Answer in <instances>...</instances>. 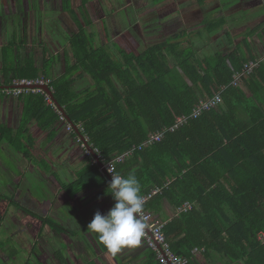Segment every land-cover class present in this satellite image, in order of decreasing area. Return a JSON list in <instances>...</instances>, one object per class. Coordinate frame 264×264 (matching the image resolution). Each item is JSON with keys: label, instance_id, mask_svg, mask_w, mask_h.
<instances>
[{"label": "trees", "instance_id": "16d2710c", "mask_svg": "<svg viewBox=\"0 0 264 264\" xmlns=\"http://www.w3.org/2000/svg\"><path fill=\"white\" fill-rule=\"evenodd\" d=\"M180 37L138 53L119 48L114 56L80 30L70 44L73 65L67 62L66 72L55 79L47 66L15 65L10 58L14 44L8 43L2 50L5 64L0 72L6 86L22 79L48 80L54 99L96 151L99 161L105 163L131 151L116 164L114 173L126 177L134 172L141 196L161 189L144 204L145 210L158 217L161 201L174 209L184 202L191 204L190 210L173 217L163 230L175 255L187 258L190 264L193 248H212L234 262L264 264V239H258L260 233L264 235V61L232 85L235 71L240 72L245 63L258 56L248 59L236 47L210 56L201 53L197 58L194 45L189 51L179 49L175 40ZM75 68L81 72L77 77L72 73ZM84 75L93 87L77 94L72 84ZM219 92L220 106L188 118L165 133L161 141L144 144L156 132L175 124L177 118L189 116L200 100ZM18 98L23 103V124L16 136L27 133V118L36 121L40 129L49 130L50 137L58 126L66 129L69 124L65 117L60 119L59 111L43 94ZM70 133L87 163L75 181L62 189L71 197L85 189L98 190V197H110V180L92 155H86L73 128ZM23 139L26 148L30 139ZM14 145L17 148L16 141ZM110 201L115 203L112 196ZM6 203L20 208L11 199ZM25 213L34 218L31 212ZM38 220L58 233H67L56 222ZM41 232L29 235L34 239L33 255L44 240ZM96 240L107 250L98 236ZM0 250L12 255L5 248ZM54 257L56 263L66 264L60 252ZM147 261L161 264L152 249Z\"/></svg>", "mask_w": 264, "mask_h": 264}, {"label": "crops", "instance_id": "0c3cea01", "mask_svg": "<svg viewBox=\"0 0 264 264\" xmlns=\"http://www.w3.org/2000/svg\"><path fill=\"white\" fill-rule=\"evenodd\" d=\"M80 30L114 56L118 55L114 47L124 43L142 46L143 51L146 44L148 47L164 43L178 35L181 37L175 41L180 43L179 49L191 50L193 44L191 48L183 45H188L187 38L194 35L198 37L195 41L201 43L194 45L197 58L201 53L208 56L238 47L250 59L264 50V0H0V69L5 64L2 50L12 43L10 58L15 65L19 62L39 69L47 66L52 78L60 77L66 72L67 62L73 65L70 44ZM250 30L252 33L247 36ZM244 32L247 38L242 39ZM212 44L216 51L211 50ZM73 74L77 77L81 72L75 68ZM4 86V73L0 72V87ZM92 87L85 75L72 84L77 94ZM22 109L19 98L1 97L0 126L6 124L17 134L23 124ZM26 128L27 133L22 134L27 136H21L20 141L13 138L11 142L0 130V172L10 183L0 180V222L5 213L17 222V227L12 226V232L5 231L6 234L0 223V241L7 235L6 243L15 246L9 250V256L0 250V264H58L56 251L66 264H148L150 249L142 238L137 246L125 247L113 256L99 246L97 234L87 228L97 211L106 214L114 205L111 196L98 197V190L85 189L71 197L62 189L75 181L76 174L87 163L71 133L60 125L53 137L42 141L36 121L29 120ZM23 138L30 139L26 148ZM78 139L81 140L79 135ZM43 155L46 158L39 161ZM2 157L9 158L18 173L11 172ZM100 163L102 166L103 162ZM7 199L21 209L8 206ZM161 202L158 218L167 223L178 216L177 208L167 201ZM27 218L30 225H26ZM48 218L67 233H58L38 220ZM41 229L44 240L33 255L34 239L29 235ZM190 260V264H245L242 260L231 261L212 248H193Z\"/></svg>", "mask_w": 264, "mask_h": 264}, {"label": "built area", "instance_id": "2783aa9c", "mask_svg": "<svg viewBox=\"0 0 264 264\" xmlns=\"http://www.w3.org/2000/svg\"><path fill=\"white\" fill-rule=\"evenodd\" d=\"M262 61H264V50L261 52L258 58H256L255 60H249L247 63H245L240 72L235 71L234 81L232 82V85L237 84L242 76L250 75L253 72V70L257 68ZM38 85H46L49 87V81L43 80V79H35V80L22 79V80H19L18 82H15L12 86L1 87L0 97L1 96H11L14 98H18L21 95H26L29 93H41L44 95L46 102L55 107L52 100L46 93H44L40 89L34 88V86H38ZM220 94L221 92L217 93L212 98L200 100L199 104L192 110V113L189 116H185V117L183 116L181 118H177L175 121V124H173L171 127H168V128L165 127L162 130L156 132L146 142H144V144L159 142L163 139L165 133L174 131L181 124H183L188 118H196L203 111L209 110L210 108H213V109L217 108L218 106L222 104ZM59 114H60V119L64 120V116L60 112ZM72 128L73 127L70 124H68L66 127L68 132H71ZM82 146L85 147L84 143H82ZM140 148L141 147L138 146V149ZM85 153L87 156L90 155V153L87 150ZM130 154H131V151L121 154L108 162H105V163L103 162L100 168L101 173L105 174L107 178L111 181L112 175H115L114 172H115L116 164L122 162L125 159V157L129 156ZM160 191H161L160 188H156L150 194L142 196L144 204L154 194ZM190 208H191V204L188 202H185L182 204V206L177 208V214L186 212ZM140 218L146 225L145 232H144L142 239L144 240L148 248L156 252L157 260L161 264H188L187 258L183 256L175 255L171 251L170 245L166 241V238L163 232L164 227L166 225L165 221L161 220L160 218L153 215L150 211L145 210L144 208H143V212ZM258 239L263 240L264 235L260 233L258 235Z\"/></svg>", "mask_w": 264, "mask_h": 264}, {"label": "clouds", "instance_id": "9594fccd", "mask_svg": "<svg viewBox=\"0 0 264 264\" xmlns=\"http://www.w3.org/2000/svg\"><path fill=\"white\" fill-rule=\"evenodd\" d=\"M109 186L114 205L106 214L97 211L87 228L96 233L107 251L115 256L125 247L140 244L146 228L140 218L144 201L134 172L126 177L112 175Z\"/></svg>", "mask_w": 264, "mask_h": 264}, {"label": "rangeland", "instance_id": "374dc122", "mask_svg": "<svg viewBox=\"0 0 264 264\" xmlns=\"http://www.w3.org/2000/svg\"><path fill=\"white\" fill-rule=\"evenodd\" d=\"M258 23V25H259V22H257ZM261 26V28L263 27V24H261L260 25ZM246 32H244L241 36H242V39H244L245 38V34ZM252 33V31L250 30L249 32H247V34H251ZM198 37H195L194 35L193 36H191V37H188L187 39H188V41H190V42H187V44L188 45H183V47H185V48H191V46H190V44H193V45H200L201 43H199V42H196L195 40L197 39ZM247 38V37H246ZM184 44H186V43H184ZM114 45H116V44H114ZM147 45L148 44H146L145 46L147 47ZM117 46V45H116ZM145 47V48H146ZM211 50L212 51H216V49H215V47H216V45L215 44H212L211 46ZM246 47V44L244 45V46H242V49L243 48H245ZM116 50H118L119 48L120 49H122V50H125V51H127V52H132V53H135V52H140L141 51V49H142V46L140 47V48H137L134 44H129V43H124V44H121V45H118L117 47H114ZM187 51H189V50H187ZM201 55V54H200ZM3 56V55H2ZM208 56H210V55H208ZM174 63H172V62H170V65H173ZM74 72V70L72 71V73ZM28 123H29V118H27L26 119V121L24 122V124L25 125H28ZM40 129V128H39ZM0 130H3L4 131V134L5 135H8V136H6V139H9L10 141H13V138H17L18 136H16V133H15V131L16 130H14V129H12V128H7L6 127V124H5V126H0ZM41 131L39 132L41 135H43L41 138H40V140H42V141H45V140H48V139H50L51 137H50V131L49 130H45V129H40ZM2 131V132H3ZM18 134V133H17ZM22 136V135H21ZM20 135H19V137H21ZM24 136V135H23ZM25 136H27V135H25ZM24 136V137H25ZM18 137V138H19ZM1 148V147H0ZM1 152V151H0ZM28 154V151L27 152H25L24 151V154ZM1 157V156H0ZM3 158V161L5 162V164L7 165V166H9L11 169H12V171L11 172H14V171H16L17 172V169H14V167H13V165L8 161V160H10L9 158H4V157H2ZM46 157L43 155L42 157H41V159L39 160V161H42V160H44ZM38 161V162H39ZM35 163V162H34ZM44 164V163H43ZM16 168V167H15ZM18 173V172H17ZM0 174L2 175H0V180H2V183H8V184H10L8 181L6 182L5 180H4V178L3 177H5V175H4V172L3 171H1L0 172ZM8 178V177H7ZM34 185H35V191H36V187H37V182H35L34 183ZM11 187V186H10ZM9 187V188H10ZM7 192V191H6ZM8 197L9 198H12V195H8ZM8 216V214L7 215H5L4 216V220L2 221V222H0L1 223V227H4V229H3V231L5 232H9V233H11L12 232V229H11V227L13 226V227H17V222L15 221V220H13V222H12V217L10 216L9 218L7 217ZM49 219V218H48ZM49 220H51V219H49ZM52 221V220H51ZM30 223H31V221L27 218L26 219V225H30ZM31 228H33V229H35L36 230V228L34 227V226H32ZM6 232H5V234H6ZM7 237H9V236H7V235H5V237H4V240H2V241H0V248L1 249H6V251L7 252H9V250L11 249H13V248H15V246H9L8 244L9 243H6V241L5 240H7ZM1 240V239H0ZM4 247V248H3ZM17 248V247H16ZM18 254H20V253H18ZM21 256V255H20ZM24 261V260H23ZM28 263L27 264H32V262L31 261H27Z\"/></svg>", "mask_w": 264, "mask_h": 264}, {"label": "water", "instance_id": "95a60500", "mask_svg": "<svg viewBox=\"0 0 264 264\" xmlns=\"http://www.w3.org/2000/svg\"><path fill=\"white\" fill-rule=\"evenodd\" d=\"M1 88V87H0ZM35 89H40L42 90L44 93H46L50 99L52 100L53 104L55 105L56 109L66 118L67 122L73 127V129L75 130V133L78 134L80 136V139L82 140V142L85 145L86 150L90 153V155H92V157L96 160L97 164L99 166H101V163L99 161V156L96 154V152L87 144V140L84 136L81 135V132H79V130H77L76 127L73 126L72 122L70 121V119L68 118V116L64 113V111L62 110V108L59 106V104L57 103V101L54 99L53 97V93L50 90V88L46 85H38V86H34ZM159 249V247H158Z\"/></svg>", "mask_w": 264, "mask_h": 264}]
</instances>
